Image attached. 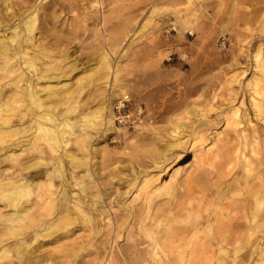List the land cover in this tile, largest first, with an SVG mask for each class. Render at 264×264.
Wrapping results in <instances>:
<instances>
[{"label":"rangeland","instance_id":"rangeland-1","mask_svg":"<svg viewBox=\"0 0 264 264\" xmlns=\"http://www.w3.org/2000/svg\"><path fill=\"white\" fill-rule=\"evenodd\" d=\"M39 1L0 0V26L20 22L27 11L36 14L32 44L40 47L36 52L41 58L34 62L35 74L47 79L33 85L40 106L64 116L66 146L61 151L50 144L33 124L21 133L23 122L17 121L9 128L12 135L0 130V173L28 178L39 171L49 174L40 180L55 186L43 201L51 197L67 205L70 219L24 249L22 264H160V252L153 255L154 240L161 245L166 229L173 228L169 212L177 204L171 196L180 192L185 201L188 189L198 185H185L186 179L216 170L217 159L234 143L231 132H223L225 120L235 108L242 113L250 110L246 90L245 95L238 91L233 80L251 81L254 56L262 53L264 59V0H45L40 5ZM14 36L5 33L8 42ZM1 63L0 57V69ZM8 83L1 81L0 86L5 87L3 100L11 103L13 88ZM42 87L47 88L40 92ZM243 96L246 106L240 105ZM15 98H20L17 114L27 113L25 98ZM124 100L128 118L119 124L115 107ZM107 107L113 128L97 123V115ZM38 112L34 107L33 114ZM0 120H5L1 113ZM81 135L87 137L84 148L76 142ZM14 141L19 144L9 147ZM59 153L62 166L55 170L52 165ZM9 154L15 160H9ZM181 155L186 157L178 161ZM86 168L93 170L90 173L101 191L106 189L100 198L106 208L117 204L118 208H99L100 216L91 207L93 216L88 219L72 210L79 187L70 177L74 171L83 177ZM139 171L152 181L136 195ZM177 180L183 181L182 188ZM160 188L165 190L149 208L143 207L151 192ZM31 197L24 198L22 205L31 206L29 213L42 225L48 206L29 205ZM241 199L236 195L224 207L233 208L235 202L238 207ZM106 212L112 219L110 228L104 220ZM14 240L0 233V264H19L16 255L22 246Z\"/></svg>","mask_w":264,"mask_h":264},{"label":"bare ground","instance_id":"bare-ground-1","mask_svg":"<svg viewBox=\"0 0 264 264\" xmlns=\"http://www.w3.org/2000/svg\"><path fill=\"white\" fill-rule=\"evenodd\" d=\"M43 1L45 0L39 1V5ZM35 15L33 10L27 11L21 17L20 22L17 23L16 21V23H11V25L3 24V26H0V57L2 58L0 82L9 80L7 86L13 88L12 90L9 88L13 95L9 97L12 99L11 103H8L3 100L5 98V87L2 88L0 86V113L5 117V120H0V130L1 134L5 133V136H10L13 132H8L9 128L12 127L13 123L20 121L24 124L21 125V133H25V131L27 133L29 130L27 129L28 125L33 124L36 133L37 131L44 133L47 136L48 142L52 141L50 144L54 146L57 144L61 150L62 147L65 148L66 146L64 143L62 144V139L67 129L64 116L59 113H53V115L43 109L40 106L41 101L33 85L34 82L37 85L40 81L47 79V76L42 73L35 74V66L37 65L35 64L34 66V62H39L38 60L41 58L36 52L40 47L32 44V29L36 21ZM20 23L25 27V29L23 27L24 30L22 29L23 32L20 30ZM8 31L15 35L9 42L5 37V33ZM21 33L24 36L22 35L21 37ZM15 38L18 39H16V42ZM29 51L33 54L30 55ZM261 54L257 53L254 56L255 74L251 81L244 83L239 79L233 80V83L239 86L240 90L238 91L242 93L246 90L249 108L256 119L255 122L258 123L252 121V115L250 117V110L248 111V108L243 113L238 108L232 110L229 119L224 122L225 127L223 132H231V136L233 135L234 138L233 141L236 144L233 145V143L222 155L219 154L220 152L218 153L220 157L217 159L216 170L214 172L205 174L202 177L199 175L195 176V178L188 177L186 179L185 185H192L196 182L198 185L193 184L188 189L189 192L184 198L185 201H182V194L180 192L177 195L170 193L177 204L173 205L172 210L169 212L174 223L173 228L169 231L166 229L161 245L159 241L154 240L155 252H153V255H158L160 252V264H264V84L262 82L264 80V59L262 60ZM230 84L231 82H229ZM45 88L47 87H42L40 92H43ZM228 88L229 92L233 94L234 91L231 85ZM20 96H23L27 102V106L25 105L27 113L24 111L21 114H17L15 111L18 105L16 101L20 99L15 97ZM246 102L243 96L240 105L246 106ZM34 107L39 110L37 115L33 114ZM29 115L30 119L27 120ZM112 118L110 108L107 107L97 115L96 119L100 126L104 123L108 128H113ZM224 133L217 136L215 142L217 147L221 142L219 137ZM173 134L174 136L176 135L175 133ZM86 138V135H81V138L75 141L78 144L81 143V148H84L85 144L83 146L82 142L85 143L84 140ZM16 144H19V142L14 141L9 147ZM174 145L178 147L179 143L176 144L174 142ZM38 147L39 152L42 151V145H38ZM49 148L51 149L50 151H53L52 147ZM218 149L220 150L221 147ZM15 157L13 154L8 155L9 160H15ZM185 157L186 155H181L178 161H181ZM194 158L195 162H199L197 154L194 155ZM54 161L55 164L52 166L55 170H59L62 166L60 153ZM15 167L20 168L21 165L18 167V164H16ZM90 170L86 168L83 177L75 176V171L74 173L72 172L74 175H70L72 180L70 182H73L75 188L79 187V198L72 203L74 204L72 210L79 212L83 217L87 216V219L93 216V212L89 213L91 207L96 210L101 208L104 211L107 207L104 204L105 201L102 202L100 199L104 198L103 193L106 195V189L102 190V193L99 186L95 184L96 179L90 173L93 170ZM141 174L139 171L136 176L139 180L136 185L137 189H135L136 195L152 181L147 175L144 177ZM210 175H213V177H210ZM214 177L216 179L212 181ZM42 178H49V174L39 171L35 173L34 177L28 178L20 175L15 176L14 172L5 171L3 174L0 173V233L4 236L15 238L14 241L22 246L21 251L16 255V260L19 264H22L24 249L26 250L32 244L44 239L46 232L52 231V228L59 222L68 224L70 219L68 217L70 211L67 205H61L56 199V202L52 204L55 200L54 198H52L53 200L50 199L51 197L49 198L51 204L48 203L49 200L47 203L43 201L44 198L50 196L49 191L55 185L51 181L47 183L42 182L40 180ZM35 179L39 180L34 181ZM63 180L60 181V189L62 183H64ZM182 182L176 181L178 188H182L184 184ZM164 190L165 188H160L154 190L151 194L149 193L150 195L145 199L147 205H143V207L149 208V203L152 199ZM125 194L126 192L122 195L125 196ZM236 195L242 197L241 201L237 204L240 206L235 207V202L233 208L231 206L224 207V203H229ZM29 196H33L29 200V205H33L34 207L37 205L48 206L47 210L44 211L46 220L42 221V225L39 224L41 223L40 221L34 218L35 215L33 216L29 213L31 206L26 207V205H22V200L26 199V197L28 199ZM117 206L118 204L111 205L106 209L113 211L112 209L115 210ZM121 206L127 207L122 204ZM6 209L10 210L9 213L5 212ZM98 211L96 214L100 215L101 211ZM129 212H127L128 216L131 215ZM42 215L40 214V216ZM105 217L106 219L104 220L107 227L110 228L112 224L110 213L106 212ZM53 218L55 220H52ZM157 223H160V221H157ZM91 225L93 226L92 223ZM106 264H110V261Z\"/></svg>","mask_w":264,"mask_h":264},{"label":"built area","instance_id":"built-area-1","mask_svg":"<svg viewBox=\"0 0 264 264\" xmlns=\"http://www.w3.org/2000/svg\"><path fill=\"white\" fill-rule=\"evenodd\" d=\"M224 45V44H223ZM128 101H122L120 102L119 105H117L115 107V111H116V120L117 122L120 124V123H123L125 122V120L128 118V115H126L124 113V108H125V103H127Z\"/></svg>","mask_w":264,"mask_h":264}]
</instances>
